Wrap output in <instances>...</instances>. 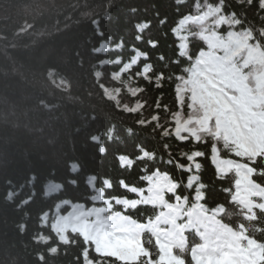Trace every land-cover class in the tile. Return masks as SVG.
<instances>
[{
    "label": "trees",
    "instance_id": "obj_1",
    "mask_svg": "<svg viewBox=\"0 0 264 264\" xmlns=\"http://www.w3.org/2000/svg\"><path fill=\"white\" fill-rule=\"evenodd\" d=\"M218 3L223 11L202 23L187 18L203 16L208 4ZM1 11L0 264H133L98 255L95 240L70 228L61 233L58 221L79 204L84 211L109 209L103 218L120 212L150 223L167 211L144 203L148 189L164 177V183L177 185L173 192L165 189L164 199L179 207L176 223L186 226L185 264H194L193 247L224 242L217 225L242 228L246 237L264 244V197H250L251 212L240 207L232 201L235 173L218 171L209 159L215 144L221 159L255 170L250 179L264 189V153L251 163L253 157L230 155L231 145L225 148L211 135L200 133L196 142L190 134L179 137L176 116L189 112L186 102L178 111L173 92L194 67L198 50L208 49L200 33L225 37L232 31L258 47L264 59L258 0H0ZM221 16L227 26L216 29ZM149 41L158 46L149 47ZM107 88L119 90L118 103ZM197 151L203 155L190 161ZM55 185L62 187L52 191ZM97 191L101 199L93 201ZM87 219L92 223L95 217ZM141 244L157 261L160 253L149 232L142 233ZM115 254L125 257L128 250ZM136 264L149 260L140 255Z\"/></svg>",
    "mask_w": 264,
    "mask_h": 264
},
{
    "label": "clouds",
    "instance_id": "obj_2",
    "mask_svg": "<svg viewBox=\"0 0 264 264\" xmlns=\"http://www.w3.org/2000/svg\"><path fill=\"white\" fill-rule=\"evenodd\" d=\"M207 15L200 17L199 22L207 19ZM201 38L208 45L207 52H201L195 64L203 65L204 71L196 70L192 77L193 81V99L198 107H193L192 114L180 125L177 131H187L195 141L200 139V133L211 135L214 139H222L224 147L231 145V151L243 157H255L261 150H264V59L260 61L262 71L256 75L255 71L251 74L256 81V94L248 86L246 81L248 76L241 75L240 70L235 64H232V57L237 56L244 47L238 40L234 38L229 44H225L213 33L206 36L200 33ZM230 44H235L236 48L230 51ZM225 48L226 55L218 57L213 49ZM251 59L245 60V66ZM195 68V65H194ZM205 72L214 75L212 82L213 91L209 92L204 84L196 79L198 76H204ZM207 79V77H205ZM219 84V87H216ZM228 89L237 93L233 96L227 91ZM133 95L136 94L134 90ZM215 119V127H210L209 122ZM155 119V117H154ZM195 125V127H189ZM186 139V138H185ZM212 162L217 166L220 172H234L237 179L235 181L236 192L232 196V201L240 207L246 208L249 212L255 206L251 203L250 197H264V189L259 188L250 179L253 170L247 165L236 163L228 159H219L215 144L212 147ZM197 153H193L196 155ZM199 167V166H198ZM75 170V168H74ZM95 177L90 178L89 185ZM167 177L158 180L149 189V196L144 203L151 205H163L167 211L160 212L155 220L140 224L129 217L122 216L120 212H114L107 218L102 217V213L108 211L106 208H90L83 210V205H73L72 211L65 217L61 218L58 223L59 230L63 233L64 228H70L73 233L81 232L88 238L97 242L99 250L115 253L116 249H127L126 259H135L136 256L146 252L141 244V235L143 232H149L156 240V245L160 253L157 264H182L181 256L186 251V241L183 229L186 226H178L176 217L180 215L179 207L165 203L164 191L173 192L177 185L172 183H164ZM75 183V182H73ZM106 187H111L108 180L104 181ZM123 186V182H121ZM61 185H55L52 191L60 189ZM135 191V189H133ZM102 192L90 197L93 201L101 199ZM68 203V201H64ZM108 203L107 200L104 201ZM117 204L129 205L127 200L116 199ZM137 201L131 202V206L135 207ZM264 209V206H260ZM94 216L92 223L88 222V217ZM254 216H246L245 219L251 220ZM164 224L169 227L167 230L162 229L159 225ZM223 230L226 237L224 242L217 246H210L205 243L191 249V255L195 260V264H220L218 256L223 259L225 249L229 251L234 258L236 264H261L264 261V244L258 243L254 239L245 236L244 230L233 231L231 228L223 225H217ZM112 229V232L105 231ZM124 233L122 239L116 237V233ZM60 239L64 243H68L62 234ZM242 241H246L242 244ZM175 253H179L176 255Z\"/></svg>",
    "mask_w": 264,
    "mask_h": 264
},
{
    "label": "snow or ice",
    "instance_id": "obj_3",
    "mask_svg": "<svg viewBox=\"0 0 264 264\" xmlns=\"http://www.w3.org/2000/svg\"><path fill=\"white\" fill-rule=\"evenodd\" d=\"M251 2H252V0H249V4H251ZM258 7H259V9L261 11H264V0H258ZM207 8H208V11L205 14H208L207 15V18H208V17L213 16V15L219 13V12H222L223 11V8H224V5H223V3H218V5L214 7L213 5L208 4L207 5ZM205 14L203 16H205ZM228 15L229 16H235V12L228 13ZM200 17H202V16H200ZM200 17H187V18L195 21V20H198ZM181 23H183V21H181ZM221 26H227L226 21H225V19H224L223 16H221L219 18V20H217L216 23H215V25H214V27L216 29H219ZM213 33L215 34V36L219 37V39L221 41H223L225 44H229L230 40L235 37V33L232 32V31H229V32L226 33L227 41L228 42H225V39H224L223 36L218 35L216 31H213L211 33V35ZM158 43H159L158 41H149V47L156 48L158 46ZM207 47H208V45H207ZM217 49L221 50L224 53V55H222V56L221 55H217L216 52L214 51L216 56H218V57H224L226 55V51L227 50L225 48H217ZM201 52H204V50L203 49L198 50V52H197V56L198 57H199V55H200ZM178 55H180V54L178 53ZM158 58L161 59V60H163L164 59L163 54H160L158 56ZM173 63H179V60L174 59L173 60ZM247 66H248V64H247ZM247 66H245V62H244V64L241 66V68H245ZM197 69H199V71L203 72L204 71V66H203L202 69L199 68V67H195V68H193L191 70V74H190L189 80L184 81V83L186 85H189V87H187L185 89H182L181 88V85L179 83L177 85H174V87H173V92H174V95L176 96L178 111L181 110L183 108V105H184L185 96L182 94V92H184V91L187 92V107L189 109V112L191 113L193 111V107H198V105L195 103V101L193 99V81H192V77L195 74V72H196ZM182 70L185 71V72L189 71L187 68H184ZM145 71H147V69H145ZM160 77L163 78V74L162 73L160 74ZM205 77H207V79H205ZM176 78L179 81L181 79L180 74H176ZM196 79L199 80V82L201 84H204L205 85V88L207 89V91L211 92V91L214 90L212 88V82H214V75L211 74L210 72H205L204 73V76H198V77H196ZM158 86L162 87V85H158ZM219 86H220L219 84H216V87H219ZM190 105H192L193 107H190ZM158 107H159V105H158ZM193 142H196V141L193 139ZM194 153H197V154L196 155H193L192 154V156H189L188 157V159L190 161L194 157H200V156L203 155V153L202 152H199V151L194 152ZM262 153H264V150H261L259 152V154L256 155L255 157L260 156ZM230 155H234V156L241 157V156L237 155L234 152H231ZM255 157L251 160V163H255ZM242 158H248V156H243ZM209 159L212 161V156H210ZM197 167H198V165H197ZM254 171L255 170H253V172ZM260 174L264 175V169H261L260 170ZM97 254L98 255H112V256H114L116 259H118L120 261H124L126 259L124 256H118L115 253H110V252H108V253H100L99 250H97ZM84 255L86 257L87 256V253H84ZM142 255L149 260V264H157V261H158L159 257H158L157 261H152L151 254L149 252L146 251ZM223 255L225 257L223 259H221L218 256V259L220 260V264H236L234 258H232V255H231V253L229 251L225 250V252H224ZM190 256H191L192 261L195 264V260L193 259L191 253H190ZM139 258H140V255L136 256V258L134 260L133 259H130V260H131V262H133V264H136V262H138ZM182 264H185V262H184L183 259H182ZM261 264H264V261H261Z\"/></svg>",
    "mask_w": 264,
    "mask_h": 264
},
{
    "label": "rangeland",
    "instance_id": "obj_4",
    "mask_svg": "<svg viewBox=\"0 0 264 264\" xmlns=\"http://www.w3.org/2000/svg\"><path fill=\"white\" fill-rule=\"evenodd\" d=\"M3 17H5V12L1 11L0 12V18H3ZM224 39H225V42H228L227 41V36ZM234 39L238 40L241 44L244 45V47L242 48V50L239 52V54L237 56H234L232 58L231 63L235 64L236 67L241 70L240 71L241 75H245V76L249 77L248 80L246 81V83L253 90V95H255L256 94V81L252 78L251 74L254 71H255L256 75H259L261 73L262 66H261L260 61L263 59L262 58V54H261V52H260V50L258 48L254 47V46H251V45H248L247 44V39L244 36L235 34ZM235 48H236L235 44H230V51L234 50ZM219 53L221 54V56L224 55V53L221 50H219ZM250 53H251V59L249 60L248 66L245 67V68H241V66L244 64L245 60L249 59V54ZM195 67H199V68L202 69L203 65H195ZM189 78L187 80H189ZM59 86L61 88H63V89L66 88L64 83H62V82L59 83ZM187 87H189V85H186L184 82L181 84V88L182 89H185ZM127 90H128V92L130 94H132L133 91H134V89L131 88V87H128ZM227 91H229V93L231 95H233V96L237 95L236 92H234V91H232L230 89H228ZM105 92H106L107 96L110 97L112 100H114L117 103L119 102V99H118V92L119 91L117 89L107 88L105 90ZM182 94L185 96V101L184 102L187 103V92L184 91V92H182ZM137 107H138V105L136 104L134 106V108H137ZM124 108L127 109V107L125 105H124ZM260 110L264 111V106H262ZM188 112H189V109H188ZM191 114H192V112L191 113L189 112L186 118H184L183 116H177V118H176L177 129H178V127L180 125L184 124V122L189 118V116ZM209 126L210 127H215V119L214 118L209 122ZM189 127H195V125H189ZM178 133H179L180 136H182L183 134H189L187 131H179Z\"/></svg>",
    "mask_w": 264,
    "mask_h": 264
}]
</instances>
